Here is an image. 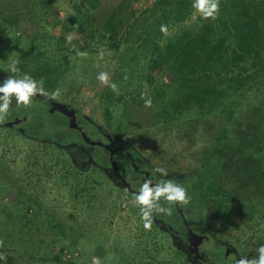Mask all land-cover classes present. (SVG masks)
Here are the masks:
<instances>
[{
	"label": "rangeland",
	"instance_id": "1",
	"mask_svg": "<svg viewBox=\"0 0 264 264\" xmlns=\"http://www.w3.org/2000/svg\"><path fill=\"white\" fill-rule=\"evenodd\" d=\"M119 1L100 0L93 13L95 23L102 24ZM73 2L55 0L54 13L49 14L44 26L33 31L39 39L38 44L48 46L52 54L55 39L63 29L60 20L71 12ZM32 4L28 17L35 21L40 16L32 11ZM34 4L39 10L37 3ZM197 14L195 10L193 19ZM18 36L19 32L11 28L2 35L1 76H8L10 65L24 49ZM98 46L102 49L86 52V58L69 54V62L62 65L64 70L55 80V86L44 87L51 98V93L59 89L60 94L52 99L83 113L99 125V132L92 127L82 129V124L77 125L78 131L62 125L65 128L59 132L62 144L81 138L83 143L98 150L95 160L110 165L114 164L111 155L129 151L115 138L127 141L139 154L144 172L154 177L156 183L171 179L187 188L191 202L187 206L177 205L180 210L179 215H172L176 219L172 231L181 239H177L179 246L190 247L191 255L201 264L203 261L235 264L234 255L223 247V242L232 245L242 256L257 250L264 243V93L254 105L234 116L230 131L223 136H219L218 128L221 126V131L227 129L223 125L224 116L203 117L185 122L183 126L173 120L164 123L166 114L163 110L157 111L159 103L146 108L145 102L144 105L137 103L138 97L132 101V92L141 90V82L130 81L125 74L123 79L118 75L122 74L118 67L120 47L103 49L101 44ZM101 50L103 59H100ZM60 52L58 57L66 51ZM101 72L108 73L109 84L117 85L119 95L97 79ZM35 104L27 108L17 104L10 106L5 122H25L27 115L32 114L29 109L35 108ZM23 126L29 130L27 122ZM102 132L114 139L104 137ZM36 145L15 128L0 127V178L14 190L34 198L42 210L52 212L70 232L63 243V246L67 245L62 250L63 259L76 264H92L93 257H98L100 264H126L127 260L130 264H192L179 253L174 243H177L175 235L163 230L160 221L153 222L150 230L144 229L135 197L124 184L113 181L92 164L72 176L73 162L64 147L40 144V152L34 156L32 148H37ZM42 147L47 149L48 155L43 154ZM125 155L129 156L130 152ZM129 158L126 157L123 164ZM157 168L165 169L167 176L156 172ZM130 183L136 191L142 184L139 180ZM86 187L89 191L84 196L73 197L74 190ZM215 190L234 196L223 202L237 209L236 204L241 210L238 226L213 219L209 221L213 205H205V202L215 197ZM1 195L4 200H11L14 191L5 188ZM161 203L168 207L165 202ZM231 216H235L233 210ZM157 217L165 221L169 216L160 214Z\"/></svg>",
	"mask_w": 264,
	"mask_h": 264
},
{
	"label": "trees",
	"instance_id": "2",
	"mask_svg": "<svg viewBox=\"0 0 264 264\" xmlns=\"http://www.w3.org/2000/svg\"><path fill=\"white\" fill-rule=\"evenodd\" d=\"M54 1L0 0V40L11 28L19 32L17 38L24 43V49L16 61L20 72H10L8 77L21 78L28 74L36 80L42 78L44 87L52 88L57 77L63 73L62 65L68 64L69 54L79 57L77 51L93 53L102 49L99 44L103 49L120 47L118 67L122 74H117L121 79L125 74L130 81L141 82V90L132 92V101L138 97L137 103L144 105L145 99L150 98L152 105L159 103L157 111L163 110L166 114L164 123L173 120L180 122V126L203 117L224 116L226 121L223 125L227 129L221 131L220 126L219 136L230 131L232 119L237 113L254 105L264 93V0H220L216 19H204L200 14L193 19V0H120L102 24H96L93 20L100 0H73L71 12L60 20L62 35L56 37L52 54L48 46L38 44L39 39L33 31L44 26L49 14L54 13ZM31 2L32 11L40 16L35 21L28 17ZM35 2L39 10L35 8ZM161 25H166L172 31L164 35L160 31ZM63 31L66 33L63 34ZM69 36L72 37L71 43L67 39ZM70 45L71 48H68ZM60 51L66 52L58 57ZM145 84L147 93L142 100ZM32 103H36V107L29 109L32 114L27 115L25 122L9 124L4 121L0 127H13L37 144V148H32L34 156L40 152V144L52 143L58 148L64 147L73 162L72 176L92 164L121 184L118 175L120 167L124 166L122 161L126 157L135 163L136 159H140L127 141L117 138L130 155L126 156L127 152L124 151L115 153L111 155L114 164L110 165L95 160L94 157L99 155L98 150L83 143L81 138L62 144V134L59 133L65 129L62 125H69V130L78 131L77 125L82 124V129L90 130L92 127L98 132L99 125L50 96L37 95ZM15 105L13 99L10 106ZM52 119L55 122L52 123ZM26 122L29 130L23 126ZM101 134L114 139L110 134ZM66 136L67 133L63 137ZM40 149L44 155H48L46 148ZM100 156L105 158V155ZM5 188L13 189V199H3L1 191ZM88 191V187L79 188L72 195L78 198ZM214 195L216 198L205 202V205H213L209 221L213 219L238 226L241 210L236 204L237 209L223 202L234 196L220 190H215ZM0 200V240L4 242L0 253L6 257V260H0V264H76L62 257L63 247H67L63 243L70 232L52 212L42 210L34 198L14 190L1 178ZM171 209L172 215H179L176 205H172ZM231 210L235 216H231ZM172 215L164 221L162 228L173 237L175 235L177 241L180 237L172 231V227H176L173 225L176 219ZM174 243L186 261L201 264L191 255L190 247L179 246V241ZM221 244L226 250H231L236 260L258 255V249L242 256L232 245L226 242ZM126 264H130V261L127 260ZM202 264L209 263L203 261Z\"/></svg>",
	"mask_w": 264,
	"mask_h": 264
},
{
	"label": "clouds",
	"instance_id": "3",
	"mask_svg": "<svg viewBox=\"0 0 264 264\" xmlns=\"http://www.w3.org/2000/svg\"><path fill=\"white\" fill-rule=\"evenodd\" d=\"M192 7L204 19H216L220 10V0H193ZM160 31L164 35H168L166 25H161ZM68 42L71 43L72 37L69 36ZM77 56L87 57L86 52L77 51ZM104 52L101 50L100 59H103ZM18 62H13L10 65L12 73H19L20 69L17 66ZM97 79L104 85L109 86L117 95H119L118 87L115 83L109 84V75L106 72L98 74ZM147 93V85L145 84V92L141 93V98L144 99ZM60 94L57 89L51 93L52 98ZM37 95L48 97L50 94L44 88V80H36L28 74H24L21 78L9 76L0 83V123H3L8 115L10 105L13 99L17 106L29 107L32 104L33 98ZM145 107H152L151 99H145ZM162 176H167V172L163 168L155 169ZM135 203L139 207L141 220L145 230H150L154 222L155 216L165 214L172 215V205L187 206L191 202V196L188 194V189L182 184L174 180H160L158 183H153L152 180H145L138 192L134 193ZM161 201L165 202L168 207H165ZM3 240H0V247H3ZM258 255L254 258L241 257L235 261V264H264V245L258 248ZM0 260H6L3 253H0ZM92 264H100L98 257H93Z\"/></svg>",
	"mask_w": 264,
	"mask_h": 264
},
{
	"label": "flooded vegetation",
	"instance_id": "4",
	"mask_svg": "<svg viewBox=\"0 0 264 264\" xmlns=\"http://www.w3.org/2000/svg\"><path fill=\"white\" fill-rule=\"evenodd\" d=\"M7 78H8V76H3V75L1 76L0 75V83H2ZM136 160H137L136 163L133 160H131V159L127 160L125 162L124 166L120 167V170H119L120 171V175H118V178L120 179V182L122 184H124V186L127 188V190L129 192H131L132 194H134V193H136L138 191H136L135 189L131 188V186H130L131 183L130 182L135 181V180L136 181L139 180V181H141L143 183L145 181L144 179L146 177L152 178L153 181L155 182L154 177H152V176L150 177L144 172V169H143V167H141V164H140V162H141L140 160L141 159H136ZM128 170H130V171H128ZM132 172L133 173H137V175L136 176L132 175L131 174ZM176 207H177L178 212H179L180 208L177 205H176ZM158 221H160V223H159L160 226L164 225V221H162L161 218L155 216L154 223H157Z\"/></svg>",
	"mask_w": 264,
	"mask_h": 264
},
{
	"label": "water",
	"instance_id": "5",
	"mask_svg": "<svg viewBox=\"0 0 264 264\" xmlns=\"http://www.w3.org/2000/svg\"><path fill=\"white\" fill-rule=\"evenodd\" d=\"M144 180H152V182L155 184V182L153 181L152 178H148V177H146Z\"/></svg>",
	"mask_w": 264,
	"mask_h": 264
}]
</instances>
